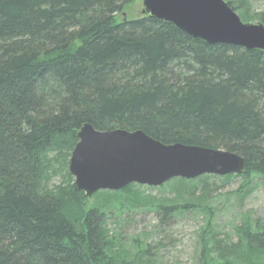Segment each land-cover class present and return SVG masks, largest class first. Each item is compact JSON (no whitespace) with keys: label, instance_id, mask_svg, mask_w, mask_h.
Masks as SVG:
<instances>
[{"label":"trees","instance_id":"obj_1","mask_svg":"<svg viewBox=\"0 0 264 264\" xmlns=\"http://www.w3.org/2000/svg\"><path fill=\"white\" fill-rule=\"evenodd\" d=\"M134 1L0 0V264L152 263L142 238L109 227L113 208L88 206L75 184L69 160L84 123L230 150L246 167L224 183L264 182V50L208 43L147 13L120 19ZM226 1L264 23L249 0ZM218 177L171 179V196L119 190L168 225L188 210L211 215ZM211 222L197 264H263L264 221H243L236 239L218 238Z\"/></svg>","mask_w":264,"mask_h":264},{"label":"water","instance_id":"obj_2","mask_svg":"<svg viewBox=\"0 0 264 264\" xmlns=\"http://www.w3.org/2000/svg\"><path fill=\"white\" fill-rule=\"evenodd\" d=\"M143 13L171 21L208 43L264 50V23L244 22L226 0H143ZM69 170L85 196L138 183L161 186L173 178L242 174L245 158L236 152L182 143L165 144L142 129H79Z\"/></svg>","mask_w":264,"mask_h":264},{"label":"rangeland","instance_id":"obj_3","mask_svg":"<svg viewBox=\"0 0 264 264\" xmlns=\"http://www.w3.org/2000/svg\"><path fill=\"white\" fill-rule=\"evenodd\" d=\"M251 13L264 11V0H249ZM238 13V12H237ZM143 14V0H135L128 4L124 11L118 14L122 18H138ZM194 181L195 179H187ZM252 181L250 188H245L241 177L234 178L224 183L223 176L210 178L212 190L211 198L207 202L213 207L211 215L206 212H193L188 210L185 213H178L170 219L169 224L160 225L159 219L153 212H141L140 208H134L131 203H126L127 199L135 197L133 193L117 191H97L88 196V206L105 205L112 207L111 221L109 227L123 233V237L142 238L143 245H149V256L152 258L151 264H197L200 259V236L204 232V227L212 221L214 232L218 238H237L236 230L239 225L250 218L264 221V182ZM175 181L167 182L162 186L148 189L144 185V193L155 196L173 195L171 192ZM176 184V183H175ZM134 189L140 190L138 187ZM246 191H250L246 194ZM118 192V193H113ZM115 197V198H114ZM120 197L121 199H118ZM114 199V201H113ZM116 199V200H115ZM125 201V206L121 202ZM209 211V210H203ZM118 218L116 217L117 215ZM116 220L122 222L121 227H117ZM165 232H162L161 230ZM162 232V233H161ZM133 235V237H131ZM122 236V234H121ZM126 239V240H128ZM158 242L160 245H156ZM129 241L124 248L132 253L133 247ZM264 264V258L262 260Z\"/></svg>","mask_w":264,"mask_h":264}]
</instances>
